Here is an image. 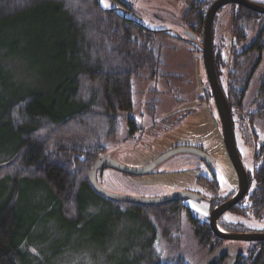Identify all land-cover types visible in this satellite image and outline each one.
<instances>
[{
	"label": "trees",
	"instance_id": "1",
	"mask_svg": "<svg viewBox=\"0 0 264 264\" xmlns=\"http://www.w3.org/2000/svg\"><path fill=\"white\" fill-rule=\"evenodd\" d=\"M206 5L200 0L194 10L198 33ZM10 34L9 40L4 38ZM154 38V33L118 10L104 8L99 0H0V39L7 48L1 58L27 62L31 70L41 68L48 74L40 89L16 87L0 102L1 127L8 133L5 146L13 147L0 163V182L13 184L0 204V264H25L20 249L29 234L19 230L18 196L37 189L48 194L45 205L70 225L84 220V196H92L120 206L123 213L141 215L158 244L178 237L184 226L180 206L129 210L125 203L99 196L88 183L94 160L122 134L121 115L131 107L133 81L160 74V49L154 48ZM248 176L254 182L251 212L257 214L264 207V144L254 153ZM143 210L150 213L143 215ZM188 221L199 246L220 241L206 222ZM253 245L240 252L235 264H264V243ZM148 248V264H186L178 255L162 260L150 243Z\"/></svg>",
	"mask_w": 264,
	"mask_h": 264
},
{
	"label": "rangeland",
	"instance_id": "2",
	"mask_svg": "<svg viewBox=\"0 0 264 264\" xmlns=\"http://www.w3.org/2000/svg\"><path fill=\"white\" fill-rule=\"evenodd\" d=\"M121 1L130 5L131 9L140 12L143 16L142 21L150 27H157L164 20L174 22L184 11L181 0H139L140 4L136 3L138 0H116V2L115 0H103V2L100 0L104 8H117L120 12L123 11ZM105 4L109 6L106 7ZM226 11L225 9L221 12V15L224 14V17L220 19L222 23L229 20V17H225ZM149 21L153 23L150 24ZM11 36L12 34L4 38L9 40ZM154 46L155 49H160L162 63L160 74L155 78L143 75L133 81V104L138 105L145 100H161L167 104L168 101L177 97L194 100L197 88L200 86V74L199 65L197 67L196 61L189 54L193 52L192 45L173 36H160L155 40ZM6 49L0 39V64L1 69L3 68L0 71V81L4 83L0 86V102L6 95L12 94L16 87L40 89L48 75L41 68L31 70L27 62L1 58ZM161 89H165L164 94ZM189 124V133L176 132L181 130L179 128L161 140L150 141L145 137L144 141L150 144L152 150L143 151L139 148L130 150L129 145L121 144L123 135L120 133V137L115 142L108 144L107 151L122 164L139 167L146 164L145 161L175 144L185 143V141L193 144L206 137L208 143L203 148L214 159V172L220 189L226 192L233 188L235 186L232 180L234 169L227 153L220 151L222 147L221 130L215 121L208 119V115L205 114L200 121L194 118ZM1 126L0 123V163L13 151V147L5 146L8 133ZM240 153L245 168L251 173L253 150L246 148ZM187 156L192 155L176 154L158 166L153 173L147 175L134 176L105 168L98 171L96 179L105 190L115 194L137 197L166 195L178 191L180 182L192 181L195 178L198 171L187 162H183L182 167H172L175 160L181 162ZM160 169L162 170L159 172ZM12 185L7 179L0 182V204L12 190ZM20 187L24 191L27 190L23 184ZM84 199V220L79 225L73 226L61 221L56 216V212L45 205L49 202V196L44 190L37 189L36 193L27 191L18 196L17 219L22 222L19 230H27L29 234V238L26 237L28 240L22 243V245L25 243L27 245L20 249L23 251V263L148 264L150 261L146 260L145 256L148 255L149 243L154 247V255L160 254L161 258L162 256L164 258L162 260L178 255L186 264H199L209 258L211 253L209 249L201 248L194 239L192 231L185 229L184 226L178 237L173 238L171 242L161 241L158 244L156 236H153V229L141 215L139 217L123 213L120 206L104 199L100 200L92 196H84ZM195 216L204 222L210 218V215ZM228 217L231 224L228 228L236 230L235 233H253L264 229V223L252 217L237 215ZM33 222L36 224L30 226ZM222 230L228 232L225 229ZM227 244L232 250L242 253L254 246L252 241H228Z\"/></svg>",
	"mask_w": 264,
	"mask_h": 264
},
{
	"label": "flooded vegetation",
	"instance_id": "3",
	"mask_svg": "<svg viewBox=\"0 0 264 264\" xmlns=\"http://www.w3.org/2000/svg\"><path fill=\"white\" fill-rule=\"evenodd\" d=\"M199 1L200 0H181L184 11L179 18L174 22H172L173 20H164V22L157 27H150L145 24L142 21L143 16L140 12L131 9L130 5L125 2H120V5L123 7L121 14L128 20L154 33V42L158 37L160 38V36H173L174 38L191 44L193 52L189 54L196 61L197 67L199 65L200 74V86H198L200 89L197 88L196 98L194 100L190 101L182 97H177L168 101L167 104H164V101L161 102V100H145L138 105L133 104L132 100L130 109L123 112L121 115L123 119V137L121 144L129 145L130 150L135 148H139L143 151L152 150L150 149V144L144 141L145 137L150 139V141L161 140L167 134L179 128H181V130H177L176 132H181L183 134L189 133V122L194 118L200 121L205 114H207L208 119H213L221 130L222 147L220 151H225L227 153L229 161L234 169V172H232V180L235 182V186L224 192L220 189V184L214 172V159L209 152L203 148L208 143L206 137L193 144H189L187 141H185V143L175 144L145 161L148 163L166 152L181 147H187L197 151L193 152L191 150V152L184 151L174 153L159 163L151 172L153 173L158 166L176 154L187 153L192 155L187 156V158H184L181 162L175 160L172 164V167H182L183 162H187L193 165V168L198 171L192 181H182L177 188L178 191L189 192L192 196L161 205H135L125 203V207L129 210L136 209L135 206H141L146 207V211L150 212L151 209H160L162 206H164V208L168 205H172L173 208H179L180 206L181 214L179 215H184V228L190 230L191 225L188 219H190V221L193 219L200 220L195 215H203L205 212L207 215H211L213 210L220 205L236 197L240 191L242 193L239 176L230 160L224 141L221 115L214 100L211 85L207 79L203 52L204 21L203 28L201 32L199 31L200 33L195 29L194 10ZM206 1L207 5L204 11V18L210 5L215 0ZM249 1L264 7V0ZM139 2L141 1H136V3ZM149 5L152 6L151 3H149ZM239 7L251 11L243 5L240 6L229 3L221 6L215 12L211 24V46L214 69L218 84L229 108L236 150L248 178V186L246 190L243 191L244 194L234 205L218 214L220 215L217 220L218 226L228 232H236V230L228 228V225H231L228 220L229 215L249 216L264 223V207L262 211L257 214L251 212L254 206L249 196L252 192L254 182L249 179L248 175L250 172L245 168L240 153L243 149L251 148L254 155L258 148L264 144V13L252 10L251 13L254 15L251 17V15H247V12L240 10ZM115 9L118 10L117 8ZM225 9L227 10L225 12V17H229V20L227 19L228 21L226 20L222 23L220 19L224 17V14L221 15V12ZM235 16H240L238 21H233V17L235 18ZM158 17L161 19L160 16ZM149 23L152 24L153 22L149 21ZM238 25L240 26L239 28ZM164 91L165 89H161L162 93ZM200 169H202V172H200ZM161 170L162 169H160L159 172ZM231 183L233 182L231 181ZM197 209H200V211H197ZM146 211L142 214L148 215V213H150ZM208 222L209 220L206 221L209 226ZM254 232V234H263L264 229ZM227 242L226 240L220 239L218 243L206 245L204 247L200 245V247L209 249V252H211L209 257L224 250V256L218 260V262L224 261L226 264H230L234 258L236 259L238 257L240 252L232 250ZM252 242L254 244H260L262 242L264 243V240Z\"/></svg>",
	"mask_w": 264,
	"mask_h": 264
},
{
	"label": "water",
	"instance_id": "4",
	"mask_svg": "<svg viewBox=\"0 0 264 264\" xmlns=\"http://www.w3.org/2000/svg\"><path fill=\"white\" fill-rule=\"evenodd\" d=\"M230 2L241 4L247 8L252 9L255 12L264 13L263 6L250 2L249 0H215L210 5L209 9L206 12L205 18H204L203 52H204V64L206 68L207 79L211 85L212 94H213L214 100L216 102L217 108L220 112L221 119L223 122V134H224V141L226 144L227 152L239 176L240 189L242 190V193L240 191V193L236 197L232 198L231 200L225 202L224 204L220 205L218 208L213 210V212L210 215L208 223H209V227L212 233L219 239H223L226 241L264 240V233L254 234V233L225 232L218 226V222H217L220 216L218 214L224 212L230 206L234 205L239 200V198L244 194L243 191H245L248 186V178H247L245 169L242 165V162L238 156L236 146H235V140H234V134H233V129H232L231 120H230L229 108H228L226 99L224 97V94L218 84V80L216 77L214 64H213V58H212L211 24H212L213 16L215 12L221 6H223L226 3H230ZM191 150L193 152H197L194 149H189L187 147H181V148L166 152L162 154L161 156L157 157L156 159H154L153 161H150L139 167H129V166L122 164L116 158H113L110 152L106 150L104 153L99 155L92 163V166L88 173L89 186L99 196L104 197L105 199L109 201L117 202V203H130V204H135V205H161V204H167L177 199L189 198V196H192V194L189 192H184V191H176L174 193L161 195V196H155V197H137V196H127V195H122V194H115V193L105 190L98 183L96 179V174L100 170H103L105 168H111L121 173L128 174V175H134V176L147 175V174H150L159 163L164 161L166 158H168L172 154L178 153V152H184V151L191 152ZM224 252H225L224 250H221L215 253L213 256L207 258L206 260L200 262L199 264H216L218 260H220L224 256ZM235 261L236 259L234 258L230 262V264H235Z\"/></svg>",
	"mask_w": 264,
	"mask_h": 264
},
{
	"label": "bare ground",
	"instance_id": "5",
	"mask_svg": "<svg viewBox=\"0 0 264 264\" xmlns=\"http://www.w3.org/2000/svg\"><path fill=\"white\" fill-rule=\"evenodd\" d=\"M226 4H229V3H226ZM226 4H224V5H226ZM230 4H232L231 2H230ZM233 4H237V3H233ZM223 5V6H224ZM237 5H240V6H242L241 4H237ZM245 7V6H244ZM247 8V7H246ZM247 9H249V10H251L252 11V9H250V8H247ZM153 46H154V44H153ZM154 48H155V46H154Z\"/></svg>",
	"mask_w": 264,
	"mask_h": 264
},
{
	"label": "snow or ice",
	"instance_id": "6",
	"mask_svg": "<svg viewBox=\"0 0 264 264\" xmlns=\"http://www.w3.org/2000/svg\"><path fill=\"white\" fill-rule=\"evenodd\" d=\"M102 2H103V0H102ZM105 6L107 7L109 5L105 4ZM197 211H200V209H197ZM203 215H207V213L205 212V213H203Z\"/></svg>",
	"mask_w": 264,
	"mask_h": 264
}]
</instances>
